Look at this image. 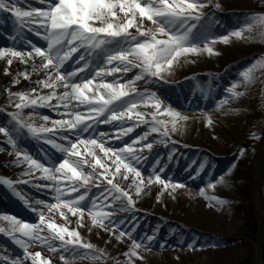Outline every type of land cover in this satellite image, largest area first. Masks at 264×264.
I'll return each mask as SVG.
<instances>
[{
	"label": "snow or ice",
	"instance_id": "obj_1",
	"mask_svg": "<svg viewBox=\"0 0 264 264\" xmlns=\"http://www.w3.org/2000/svg\"><path fill=\"white\" fill-rule=\"evenodd\" d=\"M41 2H46V9L22 10L17 0H0V10L15 17L17 28L13 39L25 42L24 48H0V59L6 60L8 65L18 60L26 68L30 67L32 72H41V78L36 81L30 80L28 71L17 74L13 86L22 77L34 87L15 93L8 91L7 107L14 105L16 110L8 113L9 123L0 126V136L16 153L15 165H28L21 176H35L36 172H40L41 175L35 176V179L49 183L33 186L46 188L55 201L36 200L35 204L41 208H34L16 191L12 181L0 179V184L7 185L25 207L38 216L36 223H28L11 215H0V220L9 224L7 229L0 228V232L23 251L22 258L7 260V264H51L41 253H29V247L36 245L59 255L62 264H69V258L90 264H107L104 250L84 241L79 231L46 219L44 209L59 212L65 225L70 223L67 219V213H70L77 218V228L83 227V217L87 213L92 226L107 231L109 235L118 230L119 234L115 235L117 242L127 236L132 244L123 253L126 259L116 260L115 264H135L136 260L143 259L140 251L148 248L143 240L150 244L153 237L145 236L137 241L131 236V230L126 232L121 227L125 222L122 217L114 219L134 209L132 190L138 197L144 186L143 175L134 163L142 158L135 153L145 148L152 149L153 142L148 137L153 133L162 138L157 143L165 142L170 138L169 124L174 132L178 125L189 119L165 105L156 92L147 90V87L164 81L165 74L172 73L181 57L202 53L218 55L210 46L217 39L227 44L230 38L241 39L245 32L264 27V15H250L243 25L227 36L217 38L209 31L212 14L205 12L212 6L211 0ZM25 29L45 41L46 48L28 41ZM69 61L72 62L70 70L62 71ZM257 68H264V61H257L239 73V79L227 88L228 96L218 102V109H224L229 99H239L243 95L236 89L252 83L253 72ZM107 77L112 79L107 80ZM141 87L145 91H137ZM37 89L50 91L41 95ZM201 92L205 96L210 94V90L201 89ZM141 106L155 110L150 121L146 119L147 113L137 111ZM40 108L54 110L60 119H52V127H47L49 117L41 115L37 111ZM25 109H31L27 116ZM3 111L0 108V112ZM158 116L168 119L161 120ZM133 117L136 121L134 126L118 125L120 135L116 138L128 135L134 127L144 124L147 126L144 134L131 142L139 148L128 144L112 147L105 140L98 139V136H106L104 132H99L97 136V128L101 124L132 120ZM36 119L45 123L37 125ZM203 119L205 126L213 123L210 116L205 115ZM25 134L38 143L48 145L54 152L41 149L43 162L33 157L18 142ZM55 153H60L61 158H57ZM118 178L125 181L131 179V184L125 189L117 182ZM153 178L165 188L183 186L180 183H165L155 170L147 184H152ZM218 182H224V177H220ZM20 183L30 181L21 180ZM92 187L97 189L95 193ZM216 203L222 205L224 201L217 200ZM3 260L0 257V261Z\"/></svg>",
	"mask_w": 264,
	"mask_h": 264
},
{
	"label": "rangeland",
	"instance_id": "obj_2",
	"mask_svg": "<svg viewBox=\"0 0 264 264\" xmlns=\"http://www.w3.org/2000/svg\"><path fill=\"white\" fill-rule=\"evenodd\" d=\"M232 1V6H227L224 3L219 2L218 4H211V7L205 9L206 13L212 14L209 31L213 37L218 38L221 36H227L229 32L243 25L246 18L250 15H264V0H247L246 2L244 0ZM235 1H239L240 3H242V5H244V9H238L240 5H235ZM216 5H219V7H216ZM4 17L6 18L5 15ZM7 20H9L8 17ZM28 37V41H31L35 45L41 42V39L37 35H33L32 33H29ZM24 46L25 45H20L19 48H24ZM210 46L216 53H218V55H209L207 53H202L198 55H189L186 58L181 57L180 60L187 59L188 65L186 67H183L178 64V66L175 67L178 70L174 72L177 73L176 75H178V78H190L191 76H193V74H195V72L202 71L204 77L200 78L195 83L192 82V84L199 88H203L204 86L208 87V90H210V94L214 96L212 97V100H214L216 103L226 97L223 93H218V91H223V81L221 80V77L217 74L222 75L228 70L230 75H232L233 77L232 79L236 81L239 79V73L241 71L246 70L249 66L256 63L257 61H264V27H255L251 32H245L241 39L230 38L227 44L221 43L217 39V42L215 44H211ZM224 46H226L230 50V53L227 55L224 54ZM201 47H203V45H201ZM43 48H45V44ZM74 59L75 57H73V60ZM197 60L200 61L199 66H195ZM208 62H215L216 64L222 65V67L220 69H215L212 67L203 68V65ZM65 70L66 69H64V71ZM172 75L174 74H167V76L164 77V81L160 82L171 81L170 78ZM22 81H25V79H23ZM229 86L230 85L228 84L227 87ZM243 87L248 88L251 94L252 99H250L249 102L247 101V103L244 105L249 106L253 109V113L251 115H241L242 117L239 118L238 123L236 125H231L225 122L224 120H222V122H218V120L215 119L216 116L213 115L211 117L213 123L210 126H205V121L203 117L207 112L210 113L215 108V104L212 103L209 107H207L201 112L194 111V113H197V115H199L198 120L191 123L182 122L181 125H178L176 131L170 132V138L166 139L165 142L157 143L156 141L161 140L162 138L157 136L155 133L150 135V137H154L152 139V142L154 141L152 149L148 150L147 154L142 153L141 156L137 155L142 159L134 162L136 167L140 171L141 169H139V167L143 166L145 163H147V166L154 165L155 167H157L161 178L165 180L167 178L166 167L161 166V161L159 159H155V161L152 162L151 157L153 156V154H156V148L167 146L169 140L170 142L178 141V147L198 149L207 155H212V157L214 156L213 159H218V165L222 164L221 168L212 172V174L206 172L197 173L193 177V179H191V187H189L188 185L187 186L190 189L196 191L199 188L212 189L213 187H209V185L212 184L214 186H217V189L219 190H226L227 192H229L230 195L228 199L237 202V209L235 210L233 216L234 220L230 223V229L233 234V236L229 238L231 241H222L221 244H218L215 241L214 243L213 238H211V235L201 234V230H195L191 228V226L194 225L192 222H183V224L178 222V224L182 225L183 228H185L186 230H192V232L185 230L180 232L179 228L178 230L175 228L176 233L174 234L178 241L177 247L179 250H189L190 252L210 248L223 250L229 246H238V248L231 251L227 256L217 258L213 264H247L248 261L249 264H253V259L255 258L256 254L255 243H257L258 241L261 243L262 246L260 264H264V149L263 151L259 150L261 147V143L264 141V68L255 69L253 72L252 83ZM147 90L156 92L158 90H161V87L159 84H155L153 85V88L151 86L147 87ZM20 91H22V89H20ZM142 109L143 110L137 109V111L149 114L148 108ZM15 110L16 109H6L3 113L8 114L9 112ZM223 111H227V105ZM236 112L237 111H235V113ZM158 119L164 120V116H158ZM147 120L150 121V119ZM124 121L125 123L130 124L132 126L133 123L136 122L135 117H133L132 120L125 119ZM35 122H38V120H36ZM0 126L5 125L1 123ZM146 128L147 126L144 124H141V126L139 127H134L133 133L137 132V135H135V137L132 139H135L137 136H140L143 132L146 131ZM169 128H171V124H169ZM179 131H181L182 136L176 134V132ZM184 132H186V134H184ZM196 135L201 136V140L203 141L201 143L202 145L195 144L197 143L195 138ZM210 136L213 138L215 137L216 141L221 147V152L218 153L213 151V148L210 145ZM3 143H6V139L3 136H0V148L2 150L1 153H6V155L4 156L5 160L10 161L11 159H16V153L12 150H9V148L5 147ZM19 144L21 148H23L30 154L27 148H25L20 142ZM137 147H139V145ZM192 157L193 156L191 151L187 152L186 155L182 157L179 156L178 150H174L172 152L169 151V153L164 154L163 159L169 160L172 163L176 161L177 164H185V162L187 164L188 161H190L191 166L193 167L197 164L191 161ZM1 159L2 156L0 155V161ZM23 166L28 167L27 164H23ZM169 166L173 167V165ZM177 168L181 169L183 167L179 166ZM171 172V169L168 168V182L170 181L172 184H175L178 181L177 175H180L181 171L175 170L173 171V176H169ZM25 177L26 176H21V178L17 177L16 179H23ZM220 177H224V182H218L220 180ZM37 183L44 185V183H41L40 181H32V188H36L33 185ZM30 189L31 188L29 187L24 188L21 192L23 194H26L25 192L30 194ZM33 190H35L36 193L37 191L40 192L39 189ZM11 193L14 194L12 190ZM255 193L258 195L259 202L257 201V196ZM0 195L2 196L1 192ZM218 197L223 198L222 195H218ZM157 199L161 204L165 206L161 210L154 197H151L149 201L152 205H155L159 208V212H161L162 218L166 219L169 214L170 217H173L175 214L178 213V204H173V202L169 203L171 200L164 199L161 195H158ZM1 202L2 204L0 205V207L5 209L1 212V214L11 213L13 215H20L23 218H26L23 222L28 223H36L38 221L37 220L35 222L34 220L36 217V212L32 211V217L28 218V216H24L23 211H21V207H19V204L16 205L11 200H1ZM256 204H258L260 208V214H258L261 226L257 228V231H255V234L253 235V239H251L250 234L248 233V224L250 223V219L252 218V216L255 218V220L257 218L256 213L258 211L256 209ZM32 205H34V203H32ZM67 215L71 214L67 213ZM122 218L125 220L127 216ZM69 220L71 219H68V221ZM194 220L195 218L192 219V221ZM57 224L64 225L70 230L77 229L72 225H65L64 220ZM138 231L139 227L136 228L132 233L137 235L136 233H138ZM158 232L161 235L160 228H158ZM3 242L5 244V241L0 239V243L3 244ZM152 242L156 244L157 239H153ZM7 243L9 244V241L6 240V244ZM30 248L36 249L32 251L41 252L43 254L42 257L44 259H48L51 264H58L56 258H59V255L52 254L47 250L46 247L36 245ZM6 249L8 248L6 247ZM10 252L11 251L8 249L6 253L3 252L0 255V257L4 258L3 261H0V264H7V260H16L18 257H23L22 250L14 253ZM125 259L126 257L123 256L117 258L116 260L124 261ZM171 259L173 262L171 264L197 263L195 260L189 261L188 259H185L187 261L185 262L183 259V255L179 257L177 254H174ZM69 260L72 259L69 258ZM116 260H114V262H110V260L107 259V264H115ZM81 263L88 264V261H81ZM97 264H100V262H97ZM135 264H138L137 260L135 261ZM151 264L168 263H165L160 260H153Z\"/></svg>",
	"mask_w": 264,
	"mask_h": 264
},
{
	"label": "bare ground",
	"instance_id": "obj_3",
	"mask_svg": "<svg viewBox=\"0 0 264 264\" xmlns=\"http://www.w3.org/2000/svg\"><path fill=\"white\" fill-rule=\"evenodd\" d=\"M31 1L36 2V3L38 2L37 0H31ZM244 1L246 2L247 0H244ZM219 2H222L227 6L233 5L232 0H211V4H214V3L218 4ZM235 5H240L238 9H244V5H242V3H240L239 1H235ZM44 6L47 7V4H45ZM0 29L6 30L10 34V37H11V38H4L3 40L5 41L4 48L7 49L13 46L16 47L20 41L19 38H16L15 40L13 39V37L16 36V27H12L11 25L7 23V24H0ZM229 53H230V50L226 46H224V54L227 55ZM37 62L39 63V61ZM199 63L200 61L197 60V63L195 64V66H199ZM179 65L186 67L188 65L187 59H181L179 61ZM208 67L220 69L222 65L216 64L215 62H208L203 65V68H208ZM176 70L178 69L174 68V70L172 71V74L174 75L171 76L170 78L171 80L176 81V79H178V75H176L177 73L174 72ZM6 71H7V74H5ZM25 71H28L30 73L31 81H36L37 79L41 78V72L39 71L32 72L30 67L26 68V65L20 63L18 60H13L12 64L8 65L6 63V60L0 59V108H3V109L5 108L4 110L6 109L14 110L15 109L14 105L12 107H7L8 91L15 93V92L20 91V89L27 90V89L34 87V85L30 83L29 80L22 81L23 80L22 77L13 86V81L17 77V74L21 72H25ZM201 72L202 71L195 72L192 78L195 80L202 78V74H200ZM217 75L220 76L221 80L223 81V92L221 93H223L225 96H228L227 85L228 84L231 85L233 82H235V80L232 79L233 77L232 75H230L228 70L222 75H219V74ZM165 76H167V74H165ZM158 83L159 82L157 81L156 84ZM175 89H180V92H181L180 96L184 98L190 95V91L188 89L183 88V86L181 85H176L170 88H166L165 95L168 96V93H173ZM37 91H39L41 95H44V94H47L50 90L49 89H37ZM60 91H63V89H61ZM236 91L242 92L243 95L239 97V99H229L228 104H227V111H223L226 108V106L224 109H218L217 108L218 102H217L215 105V108L210 113L207 112L205 115L210 116V117L214 115L216 116L215 119H217L218 122L219 121L222 122V120H224L225 122L231 125H236L238 123L239 118L242 117L241 115H244V114L251 115L253 113V109L249 106H244L247 103V101L249 102L250 99H252L249 89L246 87H238ZM158 93L162 94L161 91H158ZM52 103H55V101H53ZM198 103H195V104L198 105ZM199 107L203 108L204 104H201ZM142 108H146V107L141 106L138 108V110H143ZM171 108L176 110V108L174 107H171ZM37 111L41 115H47L49 117V122L47 123L46 126L51 125L52 127V124L50 122L52 120L51 117L53 118L56 117L60 119V117L56 115V112L54 110H50L48 108H40V109H37ZM154 111H155L154 109L148 108L149 114L147 115V119L151 120V114ZM192 111H185V112L180 111L182 115L189 117V119L185 121V123H189V122L191 123V122H195L198 120L199 115H197V113H194ZM235 111L237 112L235 113ZM3 112H0V121H6V116H4ZM30 112H31V109H25L24 110L25 116H27ZM167 119H168L167 117H164L165 121H167ZM36 120H38V122H35L37 125L45 123L43 120H40V119H36ZM119 124L120 123L116 122L113 125L115 126ZM169 131L172 132L171 128H169ZM143 134L144 132L141 135ZM176 134L182 136L181 131L176 132ZM184 134H186V132H184ZM115 135H120L119 130L112 131V133L106 134V136L99 137L98 139L105 140L107 144L111 145L112 147H118L120 143L126 139V136L122 135L121 139L113 140V136ZM131 136L132 135H129V137ZM138 137L139 136H137L135 139H137ZM149 137L148 139L150 141H152V139L154 138L153 136H151L150 138ZM195 138L197 142L195 144L202 145L201 143L203 141L201 140V136L196 135ZM209 139H210V145L213 148V151L218 152V153L221 152V147L219 143L216 141L215 137L213 138L210 136ZM129 144L133 148H139L137 147L138 145H132L131 142ZM168 144H169V150H163V151L157 152L156 154H153V156L151 157V161L154 162L155 159H159L161 161L160 162L161 166L166 167L167 178L164 180L165 183L172 184L170 181L168 182V168H170L171 171H175V170L181 171V174L178 177L177 183H180L183 186L180 188H173V187L165 188L164 184H157L154 178H153L152 184L150 185L147 184V180L149 176L152 174L153 170L157 171V168L154 165L147 166V163H145L143 166H140L141 168L139 167V169H141L142 171L141 173L143 175V181H144V186L142 187L141 194L137 197L134 194L135 190L134 189L132 190L133 199L135 200L134 209L127 213H121L119 217H115L114 219L119 220L118 218L127 216V218L124 220L125 222L121 225V227L126 232L131 230V233H130L131 236L134 237L137 241H141L142 238H144L145 236H152L153 239L155 238L157 239L156 244L153 243L152 241H151L152 243L150 242L149 244L147 240H143V243L147 245L148 248L146 250L140 251V255L142 256L143 259L137 260L138 264H151L153 260L154 261L160 260L165 263L171 264L173 263L171 258L174 254H177L179 257L183 255V259L185 262H187L185 259H188L189 261L195 260L197 262L196 264H213L217 258H222V257L227 256L231 251L238 248V246H229L223 250L212 249V248L203 249V250H195L193 252H190L189 250H179L177 247L178 241L176 237L174 236V234L176 233L175 228L177 230L179 228L180 232L184 230L192 232V230H186L185 228L182 227V225L178 224V222L182 224L183 222H192L194 225L191 226V228L195 230H201V234L211 235L212 236L211 238H213L214 243L215 241L218 244H221L222 241L230 242L231 240L229 238L233 236L231 229H230V223L231 221L234 220L233 216H234L235 210L237 209L236 208L237 202H234L233 200L228 199L230 195L229 192H227L226 190H219L217 189V186H214L212 189L199 188L196 191L189 188L191 187V184H190L191 179H193V177L197 173L206 172V173L212 174V172L219 170L221 168L222 164L220 165L217 164V160H218L217 158L213 159L214 156L212 157V155H207L198 149L178 147L179 145L174 141L170 142L168 140ZM3 145H5V147L7 148H10L7 143H3ZM263 149H264V141L261 143V147L259 150L263 151ZM174 150L176 151L178 150L179 156H182V157L185 156L187 152L191 151L192 156H193L191 161L197 165H194L192 167L190 161H188L187 164L186 162L185 164L184 163L177 164L176 161L172 163L169 160L163 159L164 154H167L169 153V151L172 152ZM1 151L2 150L0 148V155L2 156V159L0 161V179L11 180L14 183L16 190L28 202H30V196L23 194L21 192L22 189H24L25 186L30 187L32 181H40L41 183H44V184H48L49 182L46 180H36L35 179V176L41 175L40 172H36L35 176H26L23 179H16L17 177L21 178V173L24 172L27 167H24L23 164L20 166H16L14 163L16 159H11L10 161H6L4 158L6 153L2 154ZM147 151L148 149L145 148L143 151H137L135 155H138V154L142 155V153L147 154ZM97 152H99L98 149H97ZM194 158H198V159H194ZM169 165H173L174 168ZM202 165H203V169L201 170ZM179 166L183 168L178 169L177 167ZM97 171H99V169H97ZM172 174L173 172H171L169 176H171ZM21 180H27V181H30V183H20ZM117 182L120 183L123 187H125V189H127L128 186L131 184V179H129L128 181H125L122 178H118ZM37 189L45 190L43 192V199H42L43 201L47 202V199H49L51 200V202H48V203L55 202L54 199H52L53 194L49 192L46 188H37ZM3 190H4V193L7 199L9 200L13 199L11 196V191H10L11 189H9L8 187H3ZM201 190H203V192H201ZM96 191L97 190L92 191V192L95 193ZM158 195L163 196L164 199H170L171 201L169 203L173 202V204L174 203L178 204V213L175 214L173 217H170V214H169V216L166 219L162 218L161 217L162 214L161 212H159V208L161 210L165 206L161 204L159 200L157 199ZM218 195H222L223 198L218 197ZM256 196H257V201L259 202L258 195L256 194ZM151 197H154L156 199L155 201L158 203L159 208L150 203L149 200ZM216 200L224 201V203L222 205L217 204ZM33 207L37 209L41 208L40 205H36V204ZM1 209L2 208L0 207V210ZM256 209L258 211L256 213V216H257L256 224L258 227H260L261 226L260 219H259L260 208L258 204H256ZM64 211L66 212V210ZM44 214L46 216V219H50L56 223H60L63 221L60 218V213L57 212L56 210H53L52 212H48L47 209H44ZM0 215H5V214L0 213ZM193 218H195L194 221H192ZM37 219H38V216H37ZM67 219H71L69 220L71 221V223H68L69 225H72L73 227L77 228V225L75 223L77 219L76 217H73L72 215H67ZM83 224H84L83 227H79L76 229L77 231H79L83 240L86 242L92 243L98 249L104 250L107 255V259H109L110 262H114V260H116L117 258L123 257L124 256L123 253H125L132 244V240L129 239L127 236L122 238L120 242H117V240L115 239V235L119 234L118 230L115 231L114 235H109L107 231H103V230H100L99 228L92 226L91 221L88 219V216L86 213L84 214V217H83ZM248 225H249L248 233L250 234V238L253 239V235L255 234V225L253 222H251V219ZM8 227H9V224L7 221L0 220V228L7 229ZM138 227H139V231L138 233H136L137 235L133 234L132 232ZM158 228H160L161 235L158 232ZM2 237L9 238L3 232H0V239H2ZM255 247H256V254H255V258L253 259V264L255 262V259L257 261L256 264H260V261L257 255L260 253V251H262L261 243L258 241L257 243H255ZM32 250H36V249H31L29 247L28 249L29 253L39 252V251H32ZM2 252H5V250H4V247L0 245V254ZM41 256H43L42 253H41ZM56 261L58 262V264H62L60 257L56 258ZM89 263L90 262H88V264ZM69 264H82V263L80 260H77V261L69 260Z\"/></svg>",
	"mask_w": 264,
	"mask_h": 264
},
{
	"label": "trees",
	"instance_id": "obj_4",
	"mask_svg": "<svg viewBox=\"0 0 264 264\" xmlns=\"http://www.w3.org/2000/svg\"><path fill=\"white\" fill-rule=\"evenodd\" d=\"M247 264H249V261L247 262Z\"/></svg>",
	"mask_w": 264,
	"mask_h": 264
}]
</instances>
